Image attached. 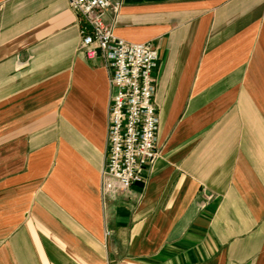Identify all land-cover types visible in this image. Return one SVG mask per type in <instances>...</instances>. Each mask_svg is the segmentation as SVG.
<instances>
[{
    "label": "crops",
    "instance_id": "1",
    "mask_svg": "<svg viewBox=\"0 0 264 264\" xmlns=\"http://www.w3.org/2000/svg\"><path fill=\"white\" fill-rule=\"evenodd\" d=\"M118 1L160 156L105 198L109 63L69 0H0V264H264V0Z\"/></svg>",
    "mask_w": 264,
    "mask_h": 264
},
{
    "label": "built area",
    "instance_id": "2",
    "mask_svg": "<svg viewBox=\"0 0 264 264\" xmlns=\"http://www.w3.org/2000/svg\"><path fill=\"white\" fill-rule=\"evenodd\" d=\"M81 17L80 50L90 60L102 56L111 68L113 94L109 108L107 160L102 169V194L116 198L130 191L153 166L158 150L159 116L155 104L159 55L153 43H130L118 37L105 17L122 2L69 0Z\"/></svg>",
    "mask_w": 264,
    "mask_h": 264
}]
</instances>
